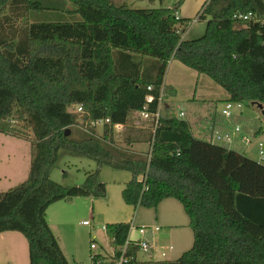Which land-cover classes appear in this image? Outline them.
Returning a JSON list of instances; mask_svg holds the SVG:
<instances>
[{"label": "trees", "instance_id": "1", "mask_svg": "<svg viewBox=\"0 0 264 264\" xmlns=\"http://www.w3.org/2000/svg\"><path fill=\"white\" fill-rule=\"evenodd\" d=\"M56 1L0 0V134L33 147L26 180L0 195V234L25 236L30 264H74L47 211L61 201L106 198L100 171L108 167L134 177L122 191L125 204L154 210L176 199L194 233L192 248L175 262H139L141 249L130 244L124 264H264L263 164L195 137L177 118L126 137L129 148L148 144L150 153L119 148L114 139V125L131 130L135 113L158 112L171 59L208 77L227 102L263 109L264 0H208L197 18L206 24L204 36L187 41L191 20L178 17L179 6L67 0L75 10L60 11ZM236 13L253 18L237 22ZM77 105L83 113H72ZM106 119L111 125L100 135L93 123ZM78 128L84 133L75 137ZM62 150L97 164L83 185L51 179ZM131 230V223L105 227L117 260ZM92 260L101 264L100 256Z\"/></svg>", "mask_w": 264, "mask_h": 264}, {"label": "rangeland", "instance_id": "2", "mask_svg": "<svg viewBox=\"0 0 264 264\" xmlns=\"http://www.w3.org/2000/svg\"><path fill=\"white\" fill-rule=\"evenodd\" d=\"M115 2V0H110V2ZM208 0H126V4L133 9H141V10H149V9H160V8H176L179 6L178 16L181 15L184 19L191 20L190 26L187 29L188 34L187 38L190 40L199 39L204 36L206 32V24L204 22H197L198 15L202 12L203 7L205 6V2ZM61 11H74L75 6L71 5L67 0H58L54 2V7ZM204 79L203 82L200 80V87L207 89L208 85L210 84L215 89L223 91L222 88L217 86L213 81H211L208 77L202 76ZM188 82V81H187ZM187 86V85H186ZM179 105V104H178ZM184 109H187V105H182ZM242 111L244 112V117L249 118L252 127L254 130H258L260 128L264 129V108L261 109L257 105L252 104H245L243 105ZM188 112H186L187 114ZM237 113V111H236ZM165 117H175L177 119H181L184 121L188 120L189 115L185 116L184 118L180 117V109L179 106H175L174 110L167 114H164ZM135 125L134 128L130 129L125 128L121 132H115V140L119 148L123 149H131L134 151L135 148L138 150H147L148 144H135L132 148H129L126 144V137L129 135H143L146 134L145 130L147 127L150 126L151 121H143L137 118L133 119ZM132 122V123H133ZM98 134L103 133V126L97 127ZM129 130V131H128ZM80 133H84L81 128H78L74 135L78 137ZM258 146V145H257ZM142 148V149H141ZM139 154H147L144 152H138ZM249 157L258 160L260 164L264 165V162L260 161L257 147L255 150H251L248 153ZM33 156V147L31 142L27 140H18L16 138L6 136L4 134H0V195L3 192H6L10 189H14L19 187L27 178V175L30 170V161L29 159ZM59 162L52 170L51 179L57 183L62 184L66 188H73L78 187L84 184L86 177L85 174L87 172H94L97 170V164L93 161L88 159H84L80 156H76L68 151H60L59 153ZM100 176L103 180L108 182V187L111 192V196L113 197V202L122 201L123 207L127 209V212H123L118 209L117 205H114L109 208V201L106 198L92 200L90 198H81L79 202L78 209L70 207V205L61 206L66 207V211L63 212L68 216H75L72 219V230L73 235L76 236L75 238V246L73 247V253L76 254L75 261L72 254H69L68 246L69 239L61 236L62 245H64V249H66V254L69 256V259L74 264H94L92 258L99 257L103 264H116V260H114V251L110 246L109 239L105 234V227L109 224H117V223H130L134 222V208L125 204L123 197L118 194V189L121 188V185L124 184L126 180L130 182L133 180V175L127 171H120V170H112L108 167H105L104 171H100ZM107 182H105L107 184ZM74 202V201H73ZM72 203V202H71ZM179 204V203H178ZM181 206V204H179ZM183 216H185L186 220L188 221L189 218L184 213L182 206L179 207ZM146 214L149 217L147 209H140V211ZM94 211L96 220L92 219L90 215L91 212ZM116 219L117 220H125L117 223H112L111 221ZM89 222L90 225L85 226L84 223ZM136 222V221H135ZM185 229V228H183ZM183 232H187V246L186 252H188L194 243V233L191 231L190 228L186 229ZM16 233V232H15ZM18 237H22V239L27 243V249L24 247L23 254L22 248L19 246L21 241H15V246L18 248L11 249V244L5 243L1 244L0 246V256L2 257H10V258H17L16 264H25V255L24 250L28 255V242L25 236H22L19 233H16ZM91 241L95 243L96 249L91 250ZM25 243V244H26ZM67 244V245H66ZM77 249H76V248ZM30 264V255H28V262Z\"/></svg>", "mask_w": 264, "mask_h": 264}, {"label": "crops", "instance_id": "3", "mask_svg": "<svg viewBox=\"0 0 264 264\" xmlns=\"http://www.w3.org/2000/svg\"><path fill=\"white\" fill-rule=\"evenodd\" d=\"M112 2V1H111ZM207 2V1H206ZM116 6L126 5V0H115L112 2ZM205 5V4H204ZM132 8V7H131ZM179 17L183 20V17L179 15ZM187 33L183 36L182 40L187 41L190 40L187 38ZM203 75L198 74L197 72L186 68L182 63H179L175 59H171L169 62V67L164 77V85L161 92V103L159 106V116L160 118H175V117H165L164 114L171 113L174 110L175 106H179L180 109V117L183 114L184 118L189 115L188 120L186 122L189 123L192 129V134L202 140L210 141L214 144L221 145L225 148H229L234 150L246 157H249L248 153L252 150H255L259 143L264 144V129L260 128L258 130H254L252 127V123L249 118L244 117V112L242 111L240 116H236L233 119L225 118L222 116V111L227 104L228 94L223 91L215 89L210 84L207 89L200 87V80ZM188 81V82H187ZM205 82V81H203ZM214 83V82H213ZM187 85V86H186ZM179 104V105H178ZM183 104L187 105V109L183 108ZM186 112H188L186 114ZM135 114L133 117L135 118ZM242 128V135L249 136L252 138V143L249 146H246L241 141V136L235 135V140L233 143H218L215 138V133L218 132L220 134L233 132L235 127ZM261 130V131H260ZM144 145V144H143ZM146 150H138L137 148L134 151L148 153L150 151L149 145ZM142 149V148H141ZM251 158V157H249ZM253 159V158H251ZM32 157L29 159L30 167L32 163ZM254 161H258L253 159ZM259 163V162H258ZM103 171L105 167L102 168ZM101 169V171H102ZM30 171V170H29ZM29 174V173H28ZM28 176V175H27ZM101 178V176H100ZM102 179V178H101ZM26 180V179H25ZM105 183L107 181L103 180ZM126 180L121 185V188L118 189V194L121 196L123 189L126 184L129 183ZM106 184V183H105ZM106 199L109 201V208H111L114 203L117 205L118 209L123 212H127L122 205V201L113 202V197L111 196L110 189L108 187V182L106 184ZM122 198V196H121ZM81 198L75 200L72 203H60L52 205L47 211L48 222L50 228L58 239L60 248L65 254L66 258L70 263H72L69 259V256L66 254V249H64V245L61 242V236L68 238L69 244L68 250L69 254H72L75 261V256L73 252V247L75 246V238L72 230V219L75 217L68 216L63 213L66 211L64 205H70V207L78 209L79 200ZM79 201V202H78ZM179 202L176 199H169L163 201L157 209L150 210L149 217L146 214L140 211L142 208L134 209V222H130L132 224V229L136 231L130 232V239H141L142 236L137 232L138 228H152L153 232L149 233L145 239L149 243V250L147 252H140L138 255V261L142 263H156V262H175V260L179 259L184 253H186L187 246V232H183L189 228V220L187 221L183 213L179 207H181ZM183 208V207H182ZM144 209V208H143ZM184 211V209H183ZM185 213V212H184ZM92 219L95 221L96 217L94 211L90 213ZM187 215V214H186ZM70 217L72 218L70 220ZM112 220V223H117L125 220ZM136 221V222H135ZM123 223V222H121ZM85 225V223H84ZM87 226V225H85ZM158 227V230L155 228ZM185 228V229H183ZM15 241H21L20 247L22 248L23 254L24 247L27 249V243L22 239V237H18L15 232H4V234H0V246L1 244H5L6 242L11 244V249H17L18 247L14 245ZM26 243V244H25ZM91 241V245H92ZM91 247V246H90ZM76 248V247H75ZM19 249V248H18ZM77 249V248H76ZM92 250V249H91ZM25 255V264L28 262V255L24 250ZM18 257L10 258V257H2L0 256V264H16V260Z\"/></svg>", "mask_w": 264, "mask_h": 264}, {"label": "built area", "instance_id": "4", "mask_svg": "<svg viewBox=\"0 0 264 264\" xmlns=\"http://www.w3.org/2000/svg\"><path fill=\"white\" fill-rule=\"evenodd\" d=\"M179 17V16H178ZM252 15L251 14H240V13H236L233 16V20L237 21V22H249L252 20ZM151 90V89H150ZM146 101L148 103L152 102V97H148L146 99ZM160 103H161V97H160ZM242 108H243V104H239V103H232V102H227V104L225 105L223 111H222V116L225 118H229V119H233L236 116H240L242 113ZM84 109L82 105H77L76 107L73 108L72 113L74 114H79V113H83ZM237 111V113H236ZM135 117L139 120H143V121H154L155 124V128H157L158 123H159V110L157 113L155 114H150L147 110V107L144 108L143 111L135 113ZM181 117H183V114H181ZM111 125V121L106 119V120H97L95 123H93L94 127H98V126H104V125ZM126 128L125 125L122 124H116L114 125V131L116 132H121ZM235 135H239L241 136V141L243 144H245L246 146H249L252 143V138L249 136H243L242 135V128L241 127H235L233 132H228V133H224V134H220L218 132L215 133V138L216 141L218 143H233L235 140ZM257 151H258V155L260 158L261 162H264V144L263 143H259L257 146ZM150 153V151H149ZM85 225H90L89 222H85ZM159 228L156 227L155 230H158ZM131 231H136L134 229H132ZM137 232L142 236L141 239H130L126 244V246L124 248H122L121 251V256L118 258V260L116 259V255L114 254V260H116V264H124L127 263V258H126V248L130 245V244H135V245H139L140 249L142 252H147L149 250V243L147 242V240L145 239V237L149 234L152 233L153 230L152 228H138ZM91 249L94 250L96 249V245L95 243H93L91 245ZM140 251V252H141ZM99 263L103 264L101 261H99Z\"/></svg>", "mask_w": 264, "mask_h": 264}, {"label": "water", "instance_id": "5", "mask_svg": "<svg viewBox=\"0 0 264 264\" xmlns=\"http://www.w3.org/2000/svg\"><path fill=\"white\" fill-rule=\"evenodd\" d=\"M70 134H71V131L68 130V131L66 132V136H69Z\"/></svg>", "mask_w": 264, "mask_h": 264}]
</instances>
